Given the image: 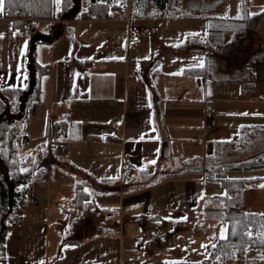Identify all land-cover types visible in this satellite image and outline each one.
Returning a JSON list of instances; mask_svg holds the SVG:
<instances>
[{"label": "crops", "instance_id": "1", "mask_svg": "<svg viewBox=\"0 0 264 264\" xmlns=\"http://www.w3.org/2000/svg\"><path fill=\"white\" fill-rule=\"evenodd\" d=\"M74 1L75 7L62 13L63 0H54L52 18L37 19L36 29L30 32L25 24L20 25V19L5 15V3L0 15V87L24 88L36 65L49 67L41 79V98L31 105L23 131L32 154L47 149L49 176L16 187L24 196L13 215L21 221L8 233L6 261L29 264L24 257L31 254L21 251L27 227L44 250L42 259L50 261L49 238L54 227L62 236L53 249L54 264H170L169 248L155 246L147 237L136 248L135 241L125 239L127 231L146 224L148 236L154 228L151 223L175 220L173 225H177L191 215L197 219L206 200H211L209 196L204 199L205 188L220 187L219 192L226 194L220 196L226 200L220 204L222 214L230 202L258 213L254 209L264 200V169L236 167L264 159V152L253 154L248 161L234 159L232 169H225L229 178L257 180L246 184L239 195L228 196L220 181L219 185L208 184L207 166L213 143L249 130L264 132V89L244 88L243 83L254 75L239 82L206 81L185 74L188 68H177V63L198 52L213 74L245 76L249 62L260 55L263 45L255 52H251L253 43L246 48L243 39L247 32L235 38L229 33L227 44L219 47V27L250 15L261 14L253 23L264 22V0ZM93 1L106 6L108 15L88 14ZM178 6L184 8L179 11L183 13L174 11ZM177 16L207 19V34L198 45L192 41L196 33L180 43H169L176 39L173 35H158V27H166L167 33L169 22ZM128 19L139 26V34L130 31ZM150 24L157 32L156 41L144 46ZM211 28L214 35H210ZM244 48L252 55L242 64L232 55ZM260 63L264 61L258 62L255 71L262 67ZM232 85L241 86L228 88ZM220 86L224 91L219 92ZM229 91L233 97H220ZM126 154L135 169L129 180L121 182ZM78 185L91 196L83 210L76 207ZM112 191L120 194L114 201L96 203L95 194ZM17 208L23 209L24 216ZM103 209L110 211L101 219ZM111 218L119 219L123 235L113 233ZM93 228L102 230L86 235ZM65 232L69 238L64 237ZM37 234L43 235L44 244ZM169 235L163 233L156 239ZM161 250L165 253L160 254ZM185 252L191 255L194 250L188 247Z\"/></svg>", "mask_w": 264, "mask_h": 264}, {"label": "trees", "instance_id": "2", "mask_svg": "<svg viewBox=\"0 0 264 264\" xmlns=\"http://www.w3.org/2000/svg\"><path fill=\"white\" fill-rule=\"evenodd\" d=\"M93 2L88 14L94 17L108 15V12L107 14L104 13V7L106 6H100L98 5L100 3ZM4 3L5 8L8 9L9 17L36 19H51L55 5L54 0H4ZM74 7V0H63L61 12L68 13ZM260 15H250L245 20H235L234 22H228V26L219 27V47L227 44L225 39L229 33H233L235 37L243 33H249L253 22L258 20ZM24 24V22H20V25L24 26ZM209 32L214 35L213 28ZM260 61H264V55L252 58L245 76H214L209 66L194 67L185 70L184 73L201 77L206 81L239 82L252 77L256 65ZM48 72L49 67L36 65L28 74L26 87H0V262L6 261V243L8 233L12 227L11 218L15 213L18 202L24 196L20 191H16V187L33 181L44 180L49 176L50 166L47 165V149L45 147L43 151H37L31 156L22 154V142L26 138L23 133L25 121L31 105L41 98V79ZM54 129L56 131V127ZM263 161L262 159L252 161L244 164V166H237L236 169L263 168ZM208 162H211L209 157ZM213 169L207 166L208 180L220 181L228 196L239 195L246 184L257 181L256 179H232L224 171H219V167L214 171ZM230 169L232 168L228 167L227 170ZM90 198L91 196L85 191V187L78 185L76 207L83 210ZM223 219L227 222V235L223 239L219 238L210 249V260L213 264H222L225 261L244 257L248 250L264 252L263 214L245 211L230 202Z\"/></svg>", "mask_w": 264, "mask_h": 264}, {"label": "rangeland", "instance_id": "3", "mask_svg": "<svg viewBox=\"0 0 264 264\" xmlns=\"http://www.w3.org/2000/svg\"><path fill=\"white\" fill-rule=\"evenodd\" d=\"M176 1L179 2L183 0H176ZM176 4L178 5L179 3H176ZM183 9L184 8L178 6L177 9L174 11L177 12V14L183 13V12H179V11H183ZM189 17L191 19H187V17H180V16L174 17V19L169 22L167 33L165 31L166 27L164 26L158 27L157 25L158 35L160 37H163L167 34L168 36L173 35L176 39L168 40L169 43H173V42L180 43V42L186 41L188 39L187 36L190 35V33H196V34H193L192 41H193V44L198 45L200 41H202V38L200 37L207 34L206 31L208 30V26L210 24L209 22H207V19L205 17H191V16ZM149 27H151L150 35L146 38L144 42V46H146L147 44H152L154 41H156L153 39L154 33L157 34V32L153 31L155 30L153 28V24H150ZM251 27H252L251 31H249V33H247L246 35L247 37L243 39V42H244L243 45L246 46L247 48L249 43H253L254 48L252 49L251 52H255L258 49V47L263 45L260 55H264V22L253 23ZM210 35L212 34L210 33ZM209 40L212 41L211 39ZM245 51H246L245 48L244 50L240 49V51H238V53H236L235 55H232V57L237 58L238 62L240 61L239 63L243 64V61L247 60L249 55H250L249 57H251L252 55ZM260 55L257 54L256 57ZM145 56L148 58V55H145ZM170 56L172 55L170 54ZM164 57H166V55H163V56L160 55V58H164ZM136 58L141 59V63L145 64L146 60H143L142 58H140V56H137ZM182 58L183 57L179 59L180 60L179 62L177 61L178 62L177 68L187 67L188 69H191L195 66L196 67L207 66L205 65L203 58L200 57V54L198 52L195 55H193V57H191L190 59L185 60ZM260 64H263V65L262 67H260L259 69L255 71L254 73L255 77L250 78L246 80L245 83H243L244 88H247V89L258 88L259 90L263 91L264 89V86H263L264 85V63H260ZM234 74L235 72L233 73V75ZM213 75L217 76L216 73ZM238 86H241V85H232L228 88H238ZM224 89L222 86H220L219 92H221L222 90L224 91ZM230 92L232 93V91H229L228 93L222 92L219 95L220 97L222 95L227 96V97H233L234 95L231 94ZM26 123H27V119L25 121L24 129H25ZM212 146H213V149L211 151V155L209 156V158L211 159V162H209L208 166L214 168L213 169L214 171L219 166L224 165V167L219 169V171L222 172V171H225V169H227L228 167H230V163L234 159L235 160L243 159L244 161H248L250 159L251 160L253 159L252 158L253 154L264 152V132L252 131V130L245 131L243 133L241 132L234 137L231 136L229 139H226L225 141L213 143ZM32 153H33L32 148L24 147V146L22 147L23 155H30ZM50 160L51 159H48L47 157V165L49 166L51 165ZM261 169H264V167ZM208 184H211V185L218 184L219 185L220 183L209 181ZM219 188L220 187L216 189L205 188L206 192L205 194H203L205 195L204 199L206 200L207 199L206 196H209L211 200H206L205 203L207 205L206 207H204L201 215H199V213L197 214L198 215L197 219H195L197 216L195 217L191 215L190 219H187L185 222H182V221L178 222L177 225L176 224L173 225V222H175V220L174 221L169 220L168 222L151 223V226H153L154 228L149 231L148 233L149 237L145 235L146 224L140 223L141 225L138 230L132 226L129 229V231H127L128 234L125 237V239L135 241L133 246H135L136 248H137L138 242L144 243L143 242L145 240L144 237H147L149 241H152V243L153 242H155V244L157 243V245L155 246H160V248L162 249L169 248L166 251V255L168 259H170L169 261L170 264H213L212 261L210 260V249L216 244V242L218 241L219 238H221L222 235L223 237H226L227 235V222L223 219L224 214H222L221 212L224 210L222 209L220 205L221 203L226 201L224 198H221L220 196H226V194H221L219 192L220 190ZM116 192L117 191H112L109 194H95L96 203H98L101 200L114 201L115 197L120 195V194H117ZM255 207L256 208L254 210L256 212L264 213V200H259V205H256ZM22 211H23L22 208H17V212H19L20 214H22ZM109 211L108 209H103L99 217L101 219L107 218L108 217L107 212ZM184 217L185 216H177V218H184ZM118 220L119 219L111 218L109 221V224L112 226V230L114 234L116 233V235H118L122 233L123 235L124 230L120 229ZM158 225L160 226L166 225L168 229L160 230ZM99 230H102V228L101 229L93 228L91 231H88L86 235H91L92 233H96ZM11 231L12 229L9 231V233H11ZM167 232L170 233L169 236L165 238H159L158 240L156 239L157 235H162L163 233H167ZM37 235L41 238L44 244L43 235L42 237L39 234ZM59 237L62 238L59 232H57L54 227L51 228L50 238H49V247L51 248L52 253L50 252V261L47 262L42 259V257L44 256L43 254L44 250L43 248L39 247V240L34 237V234L30 232L29 227H27L21 239L23 243L22 244L23 248L21 249L22 255H27L28 253L31 254V255L26 256L28 257V259L24 257L25 260L29 262V264H54L53 249L55 248V243L57 241V238ZM64 237L69 238L67 232H65ZM188 247L190 248V250H194V252L191 255L189 253L186 254L185 252L186 248ZM174 248H175V251H173ZM30 250L32 251L28 252ZM164 253L165 252L163 250L160 251V254H164ZM33 256L35 257L34 260H33ZM161 258H163V256ZM182 259H186L187 261L181 262ZM13 261L14 259H9L8 261H4V262L1 261L0 264H12ZM15 264H21V261L19 260ZM160 264H164V263L161 262ZM222 264H264V252L248 250L244 257L236 258L231 261H225Z\"/></svg>", "mask_w": 264, "mask_h": 264}, {"label": "built area", "instance_id": "4", "mask_svg": "<svg viewBox=\"0 0 264 264\" xmlns=\"http://www.w3.org/2000/svg\"><path fill=\"white\" fill-rule=\"evenodd\" d=\"M5 15L9 16L7 8H5ZM17 19H20L22 22L25 23L24 29L29 32L34 31L37 27L36 23L40 21L35 18H17ZM128 21L130 22L129 19ZM129 24H130L131 32L135 34H139L141 32V29L139 28V26L131 22ZM52 127L53 125L50 126L51 132H52ZM61 133H64V131H62ZM22 144L23 146L27 147L29 145V142L27 140H23ZM134 169H135V166L130 156L128 154L124 155L122 158L121 182H125L129 180L132 176ZM20 221H21V218L18 215H13L11 218L12 225H17L20 223Z\"/></svg>", "mask_w": 264, "mask_h": 264}, {"label": "snow or ice", "instance_id": "5", "mask_svg": "<svg viewBox=\"0 0 264 264\" xmlns=\"http://www.w3.org/2000/svg\"><path fill=\"white\" fill-rule=\"evenodd\" d=\"M3 13H4V0H0V15H2ZM244 115H247V113H244ZM262 187H264V185H262ZM221 238L222 239L224 238L223 235L221 236Z\"/></svg>", "mask_w": 264, "mask_h": 264}]
</instances>
